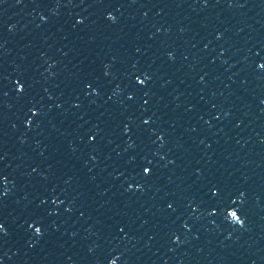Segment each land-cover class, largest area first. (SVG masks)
<instances>
[{
	"label": "water",
	"instance_id": "obj_1",
	"mask_svg": "<svg viewBox=\"0 0 264 264\" xmlns=\"http://www.w3.org/2000/svg\"><path fill=\"white\" fill-rule=\"evenodd\" d=\"M0 264H264V0H0Z\"/></svg>",
	"mask_w": 264,
	"mask_h": 264
}]
</instances>
